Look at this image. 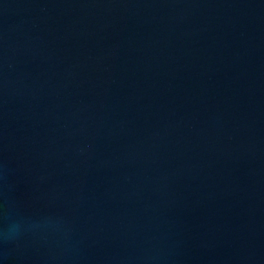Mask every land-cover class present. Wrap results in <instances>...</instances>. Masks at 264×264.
<instances>
[{
    "label": "water",
    "instance_id": "obj_1",
    "mask_svg": "<svg viewBox=\"0 0 264 264\" xmlns=\"http://www.w3.org/2000/svg\"><path fill=\"white\" fill-rule=\"evenodd\" d=\"M0 264H264V0H0Z\"/></svg>",
    "mask_w": 264,
    "mask_h": 264
}]
</instances>
